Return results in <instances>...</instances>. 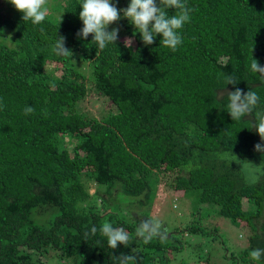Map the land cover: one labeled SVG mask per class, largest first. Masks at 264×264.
I'll list each match as a JSON object with an SVG mask.
<instances>
[{
	"label": "trees",
	"instance_id": "1",
	"mask_svg": "<svg viewBox=\"0 0 264 264\" xmlns=\"http://www.w3.org/2000/svg\"><path fill=\"white\" fill-rule=\"evenodd\" d=\"M112 2L122 9L130 0ZM63 3L47 0L45 21L33 25L0 0V264H117L121 253L135 264H174L171 237L145 243L135 235L140 222L102 199L100 214L89 195L95 183L144 207L161 180L194 198L189 233H202L209 216L245 222L248 246L232 264H254L250 251L264 248V226L258 233L254 223L264 213V153L254 145L264 142L253 117L231 119L226 94L256 91L264 111V80L250 70L251 57L264 66V0H186L194 11L175 52L159 35L145 46L123 18L112 27L115 46L100 50L91 34L76 35L82 0ZM56 35L71 58L54 54ZM220 73L237 84L224 85ZM93 95L114 108L104 119L81 106ZM26 105L35 113L25 116ZM105 222L121 224L132 243L109 248Z\"/></svg>",
	"mask_w": 264,
	"mask_h": 264
},
{
	"label": "clouds",
	"instance_id": "2",
	"mask_svg": "<svg viewBox=\"0 0 264 264\" xmlns=\"http://www.w3.org/2000/svg\"><path fill=\"white\" fill-rule=\"evenodd\" d=\"M8 2L11 3L16 11L22 14L23 21H30L33 25H40L45 21L48 15L49 10L47 7V0H8ZM65 3L66 1L62 5ZM80 8L79 19L82 21L83 27L76 33V35L81 39H85L91 34L92 42H95L100 50L105 49L109 44L115 46L120 29L119 27H116L109 31L108 26L114 22L120 21L122 18H126L139 33L145 46L153 44L156 37L159 35L162 37L160 45L173 52L182 45L183 37L181 35V29L190 22L191 13L194 11L193 8L187 5L186 0H158V3L157 0H130L128 6L123 9H118L112 0H82ZM169 10H173V14L170 15ZM121 13L123 16H121ZM43 31L44 30L41 28V32ZM65 40V37H58L56 35L52 50L57 56L71 58L73 53L65 47ZM123 42L125 48H129L133 43L131 38H126ZM250 70L253 73L259 74L260 79L264 80V66L260 65L259 62L252 57ZM219 76L223 78L224 85L235 86L237 84L236 78L231 74L220 73ZM226 95L228 99L227 112L231 119L233 121H241L243 118L253 117L255 120L253 128L256 130L261 141L264 142V111H256L260 104V97L257 92L248 90L245 93L242 89L236 88L233 91L227 92ZM2 108L3 104L0 103V110H2ZM35 111L36 109L33 106L26 105L23 109V114L29 116L34 114ZM254 151L264 153V143H257L254 145ZM250 166L252 172L255 173L256 166L251 164ZM253 178L255 179L257 177L254 175ZM159 183L160 181H157L155 195L158 194L157 189ZM95 185V187L91 185L89 195L97 199V207L99 208L98 211L100 214L104 215V213H106V211H103V206L100 203L101 199L112 206V208L115 204H118L120 198L122 201L126 199L130 203L125 205L124 208L126 209L120 210V214L117 217L122 218L125 221L133 220L136 223L140 222L135 229V235L137 237L142 238L145 243H149L154 238H163L165 235L167 236V232L163 229L159 221L136 216V211L143 208V206L139 205L138 198L123 196L116 198V195L118 194L117 190H111L112 195L111 197H108L106 189H103L104 186ZM167 187L172 191L182 193V191L171 189L169 184H167ZM155 195L153 199L146 204L147 206L152 205ZM156 198H158V195ZM100 208L102 209V212L100 211ZM214 218L224 217L217 216ZM119 225L121 224H117L116 227H113L111 223L105 222L100 228V232L107 238V245L111 249H116L118 245L128 247L132 243V234ZM233 226L236 227L237 230L243 227L247 231L245 222L243 221L239 222V227L235 225ZM203 229L211 231V236L214 239L220 234L216 227L209 229L203 227ZM186 231L188 235H196L195 233H189V229ZM96 232L97 228L93 226L90 233L95 235ZM238 236L240 237V235ZM168 253H171V251ZM249 255L253 261H261V258L264 257V248L252 249ZM114 258L116 259L117 264H135L136 260L135 256L125 255L123 253Z\"/></svg>",
	"mask_w": 264,
	"mask_h": 264
},
{
	"label": "rangeland",
	"instance_id": "3",
	"mask_svg": "<svg viewBox=\"0 0 264 264\" xmlns=\"http://www.w3.org/2000/svg\"><path fill=\"white\" fill-rule=\"evenodd\" d=\"M60 1L63 3V0ZM52 13L55 16H59L60 14L57 10ZM123 19L126 20V18ZM113 26H115V22L108 26V30L110 31ZM125 39L123 35L120 36V41H124ZM83 65H86V63ZM78 66L80 67V64ZM83 72L87 75L90 73L89 71L87 72L86 66H84ZM82 103L81 106L87 115L97 119H104L109 111L114 110L109 104L110 102H107V100L100 96L93 95L92 98L88 97ZM150 185L153 184L150 183ZM92 186L95 187L96 185L93 183ZM103 189L105 190L106 188L103 187ZM157 192L158 194L155 195L152 205H146L142 209H138L135 214L141 218L161 223L163 229L167 232V237L172 238L170 239L172 245L180 248L175 253L171 252L173 254L171 258L173 256L175 258L174 264H197L199 261L206 262L208 259L210 260V264H232V259L238 258L242 250L247 248L251 235L249 227L245 226L247 231L243 227L237 230L229 220L224 218L209 216L202 221L204 228L216 227L219 230L220 234L215 239L211 236V231H206L203 228L204 231L202 233H196L198 236L188 235L186 230L193 222V218L190 215L195 205L194 198H186L181 192L170 190L167 187V181L164 180L160 181ZM157 195L158 198H156ZM128 203L130 202L124 199L115 204L113 208L118 207L124 210L126 209L124 208L125 205ZM254 223L258 229V233H260V227L264 226V213ZM225 256L228 257V260L224 259ZM254 262V264H264L263 260L257 261V263L256 261ZM170 264L173 263L170 261Z\"/></svg>",
	"mask_w": 264,
	"mask_h": 264
}]
</instances>
